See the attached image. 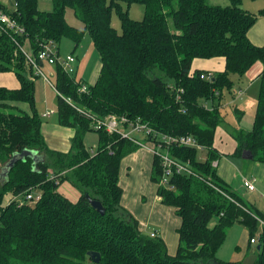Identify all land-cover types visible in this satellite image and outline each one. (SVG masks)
Segmentation results:
<instances>
[{"label": "trees", "instance_id": "1", "mask_svg": "<svg viewBox=\"0 0 264 264\" xmlns=\"http://www.w3.org/2000/svg\"><path fill=\"white\" fill-rule=\"evenodd\" d=\"M206 1L51 0V11L40 10L39 0H14L12 9L0 4V10L25 31L16 42L0 31V74L12 72L19 82L17 90L0 87V264H238L218 259L217 252L235 224L248 231L250 244L264 224V213L245 203L218 176L212 166L218 160L213 138L223 122L219 106L224 91L233 87L231 77L244 76L257 62L264 66V47L247 38L264 10L253 15L242 9V0H229L225 7ZM123 4L141 5L142 19H130ZM68 9L82 29L68 24ZM113 11L120 33L111 24ZM85 35L99 56L94 84L76 81L54 66L57 124L74 130L69 151L58 152L48 148L41 132L34 81L28 78L31 71L18 44H27L36 53L40 43L58 44L66 38L76 50ZM217 57L223 58L224 70L210 81L200 79L202 72L190 71L195 59ZM258 83L252 129H234L232 138L235 156L248 152L253 162L264 165V73ZM82 85L87 92H79ZM11 103L27 104L31 114ZM108 115L167 136H191L206 150L205 159L199 161L194 148H169L170 156L188 161L197 176L174 175L173 190H156L161 203L174 208L180 219L173 256L160 238L142 234L137 221L121 208V162L139 146L93 129L95 120ZM89 132L98 136L92 153L84 145ZM25 150L35 151L40 160H18L2 177L12 156ZM160 175V162L153 157L151 182L157 185ZM64 182L78 191L76 202L58 192ZM29 190L40 192V200L18 206L13 198ZM6 196H10L7 203ZM89 199L101 203L104 215L91 207ZM261 227L253 264H264ZM89 252L100 255L98 263Z\"/></svg>", "mask_w": 264, "mask_h": 264}, {"label": "crops", "instance_id": "2", "mask_svg": "<svg viewBox=\"0 0 264 264\" xmlns=\"http://www.w3.org/2000/svg\"><path fill=\"white\" fill-rule=\"evenodd\" d=\"M211 1H212L211 3L214 5H216L219 2L221 4H224V6L229 5V0H211ZM0 2H1L0 4L6 6V4H4L2 0H0ZM241 7L243 10L247 11L248 13L257 15L261 10H264V0H255V1L246 0L245 3L243 2L241 3ZM247 38L250 41V43L253 44L254 46L264 47V15H260L257 17L255 24L251 27V29L247 33ZM71 54L76 58L75 76H77L78 56H76L75 53H71ZM262 68H263V64L257 62L245 73L244 76L242 77L235 76L236 79L239 80V83L236 86L233 85L232 88L233 96L237 90L242 92V95L240 96L236 94L237 99H235L232 96L235 99V104L239 100L240 101L244 100V98L246 97L245 93L249 92V90L252 88L251 85L258 82V78L261 74ZM99 69H100V63L97 72H95V74L93 75V79L90 80L88 83H86L87 85L94 84ZM223 70H224V60L223 58L217 57L212 59H195L192 62L190 71L211 72L213 74H216L222 72ZM7 73L0 74V87L6 88L8 90H17L19 88V82L17 78L13 73L11 74H13L14 76ZM53 74H55V70L53 71ZM232 77L231 80L233 82ZM2 78L10 80L11 82L6 83L2 81ZM37 79H41V78H36L34 82ZM81 82L83 83L84 80L81 79ZM254 89H255L254 90L255 93L258 92L256 87H254ZM10 105L16 107L18 110L22 112L31 114L29 106L25 103H11ZM226 105L222 106L220 103L219 108H224ZM238 111L239 109L235 107L234 112H237L236 116H238ZM52 115L53 113L50 116L44 115L43 117L49 118ZM223 123L225 124L224 119L221 124ZM229 128L231 131L232 128L231 127ZM236 129H241V128L237 127ZM233 130L234 129H232L231 135L225 134L227 131L225 130L226 131L225 132L224 129L220 130L219 127H217V129L215 130V134L213 138V149L216 151V153H218V160L216 161L217 174L224 181V183L227 184L229 188L233 190L241 198H244L246 200L244 195L247 194L253 196L254 202L249 203V201L246 200L247 203L255 207L258 211L264 213V209L261 210L258 207V205L260 204L264 205V165L243 158L247 161L246 163L244 162L246 172L244 173V175L242 174H239V176L237 175V173L234 171L235 165L231 163L230 157L233 158L236 157V159H241V160L242 158H238V156L234 155L236 143L232 138ZM217 131H219L223 135V140H224L223 142H219V140L216 139ZM41 132L44 136V139L49 149L63 153L69 151L70 141L74 134L73 129L61 127L57 124L56 121L52 123L41 121ZM224 142H229L230 144H225ZM247 153L248 152L244 153V157L248 156ZM152 162H153L152 155L147 150L140 148L138 149L137 153H132L122 160L120 166V173H119V186L121 187L123 193H122L120 205L125 212L130 214L133 217V219L137 221L138 229L142 234H144L145 236H149L150 233L156 234V237L160 238L164 242L168 254L173 256L175 255L178 245L177 229L179 228L180 225V219L176 216L175 209L163 205L160 201V198L157 196L156 190L158 186L152 183L150 179ZM250 168L253 171H250ZM243 179L254 180V187H255L254 191L249 192L243 186V182H242ZM138 185L140 186V190L143 192L142 196L137 195V188L135 186ZM70 186H68L70 191L76 195L75 198H73V200L71 199L72 197H70V195L68 196V194L64 192V190L62 191V193H60L59 191L58 192L62 196L66 197L69 201L76 202L79 198V194L77 192H73ZM239 186H242L244 189V192L242 193L243 195H239L238 192L236 191V189H238ZM147 230L149 231L147 232ZM245 231H243L244 237L247 234V230ZM244 240H246V237L244 238ZM248 246H249V242H248Z\"/></svg>", "mask_w": 264, "mask_h": 264}, {"label": "rangeland", "instance_id": "3", "mask_svg": "<svg viewBox=\"0 0 264 264\" xmlns=\"http://www.w3.org/2000/svg\"><path fill=\"white\" fill-rule=\"evenodd\" d=\"M2 2L4 4H6V6L9 9H12L14 0H2ZM206 2L208 5H211V6H221V7L227 6V5L224 6V4H221L220 2L219 3L216 2L217 4L214 5L211 3L212 2L211 0H208ZM242 2L245 3L246 0H242ZM38 7L42 11H51L52 10L51 0H44V1L39 0ZM122 8L125 11L127 10L128 17L130 19H132L133 21H140L143 17V7L141 5H131L130 7L127 8L123 4ZM174 9H177L176 3H174ZM66 20H67L69 25H71L75 28H78V29L83 28L82 23L74 17L73 11L70 9H68L66 11ZM167 23H168V26L171 27L172 23H171V20L169 18L167 19ZM111 24H112L113 28L115 27L114 29L118 33H120V31H121L120 24H119L118 16H117L115 11L112 12ZM24 46L26 48H28L27 44H25ZM57 48L59 50V55L61 58H65L67 55H69L73 52L75 53L76 56H78L77 76L75 77L78 81H81V79H82V80H84L85 83H88L90 80L93 79V75L95 74V72H97L98 67H99V56H98L96 50L94 49L90 38L87 35L84 36L82 42L80 43L79 47L76 50H74L73 43L66 38H63L57 44ZM43 67L44 68H42V70H43L44 74L46 75V77L48 78L50 83L54 86L55 85V74L50 75V73H53L55 68L50 67V66L48 67L47 65H44ZM11 73L12 72H9L7 74L14 76ZM232 78H233V85L234 86L238 85L239 80L236 79L235 76H233ZM2 81L6 82V83L11 82L10 80H7L5 78H2ZM7 81H9V82H7ZM13 82H14V80H13ZM244 83H245V81H244ZM254 84L251 85L252 88L249 90V92L245 93L246 97L244 98V100H242V101L239 100L236 102V104H235V99H237L236 94L238 93L239 90L236 91L237 93L236 92L234 93V96H233V90L232 89L230 91H224V93L222 95L221 105L222 106L226 105V104L227 105L224 108H219V111H220V115L224 119L225 124L224 123L220 124L219 128H220V130H223V129H224V131L226 130L227 132L225 131L226 132L225 134L231 135L232 129H236L237 127L241 128L242 130H245V131H250L252 129L253 119H254L255 110H256L257 94H258V92L255 93L254 87H256V89L258 90V84L259 83L256 82ZM34 87H35V90H34V108H35L38 116L40 117L41 121L48 122V123H52L55 121L57 122L58 119H57V97H56V93L54 92V90H52V88H50L47 84H45L42 81V79H37L34 82ZM202 104H204L206 107H211L210 102H207V103L202 102ZM235 107H237L239 109L238 116H240V117H238V118H236L237 112H234ZM47 111L53 113V115L49 118L43 117ZM229 127L232 128L231 131H230ZM135 136L138 139H141V137L139 135H135ZM216 139H218L219 142L224 141L223 135L219 131L216 132ZM224 143L230 144L229 142H224ZM84 145L90 153L96 152V149L98 146L97 134L95 132L87 133L85 138H84ZM137 151L134 153H137ZM205 153L206 152H203V151L199 152L198 151L197 159L199 161H203L205 159ZM228 157H230V156H228ZM238 158H242V160L236 159V157H234V158L230 157V160H231V163H233L235 165L234 171L239 176V174L244 175V173L246 172L244 162L246 163L247 161L245 159H243L244 154H242V156H240ZM250 171H253V170L250 168ZM68 186H70L68 183H63L59 186L58 191L60 193H62V191L64 190V192L67 193L68 196L70 195V197H72L71 199L73 200V198H75L76 195L70 191ZM142 186H143V184H142ZM135 187L137 188V195L142 196L143 192L140 190V186L138 185ZM70 188L72 189L73 192L78 193V191H76L72 186H70ZM236 191L238 192L239 195H243L242 193L244 192V189L242 186H239V188L236 189ZM9 197L10 196L5 197V203H7ZM244 197L246 198L247 201H249V203L254 202L253 196L247 194V195H244ZM242 199L245 203H247V201L244 198H242ZM258 207L261 210L264 209L263 204L258 205ZM213 223H214V221H212L210 225L212 226ZM261 226L260 225L258 226L257 233L254 235L255 241L258 238V234L262 231ZM245 230L246 229L240 224H236L230 228V230L227 233V237H226L224 244L222 245V247L217 252L216 256L218 259H221L223 261H228V262L233 261V262H236L238 264H253L254 263L256 256H257V249H256L257 248V241H256V243L249 244V246H248V242H249L248 231H247V234L245 235L246 240H244L245 237L243 236V231H245ZM148 231L149 230H147V232Z\"/></svg>", "mask_w": 264, "mask_h": 264}, {"label": "built area", "instance_id": "4", "mask_svg": "<svg viewBox=\"0 0 264 264\" xmlns=\"http://www.w3.org/2000/svg\"><path fill=\"white\" fill-rule=\"evenodd\" d=\"M0 31L11 34V40L13 42L19 41V38L25 36L24 29L17 24L9 15L0 10ZM18 50L21 52L26 66L30 69L31 75L28 78L34 81L36 78H41L54 92L57 94L54 86L50 83L46 75L44 74L42 67L47 66H59L63 72L69 76L76 77L75 73V62L76 58L70 54L65 58H61L57 48V44L53 41H48L39 44V49L36 53H33L29 48H26L21 43L18 44ZM261 73H264V66ZM51 73L50 75H52ZM213 77L211 72H202L200 79L210 81ZM76 81H78L75 78ZM80 93L87 92V86L82 85L79 87ZM182 92V91H181ZM238 96L242 95V92L237 93ZM177 100L179 96L177 95ZM70 103V100H65ZM52 112L44 114L45 116H50ZM94 130H103L108 134H116L121 139H127L134 144L138 145L140 149L147 150L152 157H155L160 162L161 175L159 176L157 186L163 187L169 190H173L170 185V179L174 175H186L197 177L190 163L181 162L175 158H172L169 154V148L172 146L194 148L199 152H206L205 148L199 145L196 140L191 136L183 137H173L164 134L157 133L147 127V125L131 122L124 117H118L115 115H108L103 120H95L93 122ZM135 135H139L141 139H138ZM212 166L216 168L217 163L213 162ZM243 186L249 191H254V180L243 179ZM41 198V193L33 190H29L24 195L15 196L13 198L14 202L18 206L24 204L34 205ZM263 226L264 224L261 223ZM151 238H155L156 234L150 233ZM256 243L255 240H250V244Z\"/></svg>", "mask_w": 264, "mask_h": 264}, {"label": "water", "instance_id": "5", "mask_svg": "<svg viewBox=\"0 0 264 264\" xmlns=\"http://www.w3.org/2000/svg\"><path fill=\"white\" fill-rule=\"evenodd\" d=\"M247 157H244L245 159L251 160L252 156L247 153ZM25 158H31L34 161H38L40 160L39 157H37V153L35 151H31V150H25L23 151L21 154H14L11 158V160L8 162V164L5 166V168L2 170L1 172V176L5 177L7 172L9 171V169L14 165V163L18 160H24ZM90 205L93 209H95L100 215H104L105 211L104 208L102 207L101 203L98 201H94V200H90ZM257 251L260 249V246H257ZM89 258H91V260L94 263H98L100 260V255L98 253H94V252H89L88 253Z\"/></svg>", "mask_w": 264, "mask_h": 264}]
</instances>
